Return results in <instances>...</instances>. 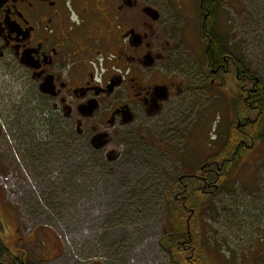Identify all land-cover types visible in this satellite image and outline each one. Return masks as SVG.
I'll return each mask as SVG.
<instances>
[{"label":"flooded vegetation","instance_id":"1","mask_svg":"<svg viewBox=\"0 0 264 264\" xmlns=\"http://www.w3.org/2000/svg\"><path fill=\"white\" fill-rule=\"evenodd\" d=\"M220 2L199 1L196 38L155 0H0V180L37 177L34 168L53 166L63 145L77 148L83 136L106 163L123 157L129 134L179 151L210 98L229 106V127L214 157L181 171L172 187L184 188L194 206L200 195L251 206L264 236V73L219 31ZM2 198L0 190V264H37L33 256H46L35 246L41 230L22 229ZM183 207L181 215H193ZM45 236V249L59 258L61 244ZM189 241L177 244L188 250Z\"/></svg>","mask_w":264,"mask_h":264},{"label":"rangeland","instance_id":"2","mask_svg":"<svg viewBox=\"0 0 264 264\" xmlns=\"http://www.w3.org/2000/svg\"><path fill=\"white\" fill-rule=\"evenodd\" d=\"M199 1L155 0L167 19L196 38L200 36ZM218 11L219 31L227 33L231 45L264 73V0H221ZM209 101L210 98L205 101L200 127L182 139L179 151L152 149L129 134L121 140L125 143L123 157L115 163H106L104 154L92 153L87 137L83 136L77 148L67 147L66 152L64 144L53 166L47 163L42 171L34 168L37 177L11 182L15 185L11 192L0 183L2 200L9 206L7 209L14 210L22 229L27 228L26 232L34 235L41 230L38 236L41 241L35 246L46 256H33L32 261L181 264L175 253L164 249L161 240L174 236L171 230L187 228L189 236L177 241L190 239L192 249L188 247V251L195 253L202 264H264V254L259 253L263 228L253 222L255 212L251 206L233 208L230 195L222 198L200 195L194 206L187 201L184 188L180 187L183 192L179 189L177 194V184L172 187L181 171H193L202 159L214 157L217 138L226 134L229 106L209 105ZM192 179L193 176H187L182 183H190ZM172 197L177 200L173 202ZM184 205L194 210L192 216L188 212L181 216ZM188 216L191 221L186 227ZM0 219L3 223L1 215ZM14 225L12 220L9 226ZM44 233L61 244L59 258L54 259L58 252L45 249Z\"/></svg>","mask_w":264,"mask_h":264},{"label":"trees","instance_id":"3","mask_svg":"<svg viewBox=\"0 0 264 264\" xmlns=\"http://www.w3.org/2000/svg\"><path fill=\"white\" fill-rule=\"evenodd\" d=\"M239 57L244 59V56L241 53H239ZM181 216L185 217L183 215ZM187 234L188 232L187 230H185V228H180L178 231L175 232V235L172 236L171 238L164 237L161 240V244L164 247V249L167 250L169 253L170 252L175 253V255H177L176 260L181 264H202L199 257H196L195 253L193 252L191 253L190 250L192 249V247L191 248L189 247L190 250L188 251L185 250L183 247L179 246L178 244H176V241L178 239H182V240L186 239Z\"/></svg>","mask_w":264,"mask_h":264}]
</instances>
